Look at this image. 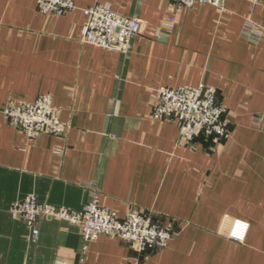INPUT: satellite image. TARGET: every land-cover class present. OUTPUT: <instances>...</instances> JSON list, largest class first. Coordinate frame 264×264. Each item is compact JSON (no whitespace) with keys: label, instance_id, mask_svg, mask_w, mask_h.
<instances>
[{"label":"crops","instance_id":"0c3cea01","mask_svg":"<svg viewBox=\"0 0 264 264\" xmlns=\"http://www.w3.org/2000/svg\"><path fill=\"white\" fill-rule=\"evenodd\" d=\"M73 1L77 9L42 14L36 0H0V108L49 94L68 125L28 139L0 113V264H264V36L242 32L246 19L264 28V3ZM96 3L142 21L127 55L80 41L82 8ZM199 83L227 107L223 146L178 143L177 121L151 116L157 88ZM89 188L120 217L140 208L174 236L138 250L101 235L83 250L78 226L43 216L31 242L10 213L31 193L81 210ZM235 218L249 223L243 242L227 237Z\"/></svg>","mask_w":264,"mask_h":264},{"label":"built area","instance_id":"2783aa9c","mask_svg":"<svg viewBox=\"0 0 264 264\" xmlns=\"http://www.w3.org/2000/svg\"><path fill=\"white\" fill-rule=\"evenodd\" d=\"M177 10L192 7L196 3L222 8L225 0H168ZM253 5L264 0H248ZM37 10L42 13L62 14L77 9L73 0H36ZM86 17L80 41L98 46L107 51L127 55L132 41L142 30V21L134 16H124L111 10L106 4L96 3L82 8ZM171 28L172 20L164 22ZM243 34L249 42L257 43L264 36V28L246 19ZM151 116L154 120L174 119L178 124L177 142L190 144L196 140L209 141L212 146H223L230 139L227 107L219 100L216 89L204 83L196 86H161L155 90ZM49 94H41L34 100L8 97L0 108L3 119L9 125L20 129L32 139L44 132L63 134L68 125L58 118ZM253 121L258 123L259 116ZM56 152L62 153L61 150ZM91 191L88 202L81 210L55 207L39 202L34 194H27L15 200L10 206L14 218L22 219L29 228L28 239L36 242L39 236L38 220L45 216L65 220L79 227L84 242L101 235L117 236L138 250L164 248L174 236L171 223L161 224L151 219L148 212L140 208L127 210L122 217L116 211L100 203V192ZM249 223L235 218L227 232L229 239L243 242Z\"/></svg>","mask_w":264,"mask_h":264},{"label":"trees","instance_id":"16d2710c","mask_svg":"<svg viewBox=\"0 0 264 264\" xmlns=\"http://www.w3.org/2000/svg\"><path fill=\"white\" fill-rule=\"evenodd\" d=\"M199 140H200V139H199ZM201 142H202V143H205V144L210 143L209 141H202V140H201Z\"/></svg>","mask_w":264,"mask_h":264}]
</instances>
